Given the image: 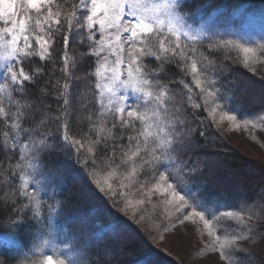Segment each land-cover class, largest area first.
<instances>
[{"label": "snow or ice", "instance_id": "obj_1", "mask_svg": "<svg viewBox=\"0 0 264 264\" xmlns=\"http://www.w3.org/2000/svg\"><path fill=\"white\" fill-rule=\"evenodd\" d=\"M182 7V0H0V151L16 155V162L6 171L18 180L19 196L26 200L12 210L15 218L8 224L16 227L23 218L19 213L31 208V218L36 222L33 231L39 235L29 252L40 257L32 264H79L71 245L57 244L53 235V217L58 218L57 207L62 205L48 204L47 217L41 220V183L45 175L51 174L43 172L42 159L51 148L48 141L52 134L41 131L49 116L35 108L27 90V85L45 74L53 51L57 50L58 37L63 42L61 71L65 80H70L69 65L74 67L75 59L70 57L68 45L73 31L85 33L80 43H87L89 51L82 55L94 57V72L90 75L96 78L100 111L95 113L98 121L93 124L96 139L88 142L91 156L81 161L79 152L84 143L70 136L67 120L70 84L61 85L59 80L52 83L53 90L58 91L57 100L62 101L60 115L54 118L60 122V140L75 148L77 160L86 167L91 162L89 175L95 186L113 203L119 196L122 211L132 210L135 217L158 194L166 222L157 228L167 231L173 223L183 225L189 221L196 225L198 218L211 239L212 250L219 252L224 264H240L237 253L242 249L238 242L245 240L246 235L240 231L223 236L220 233L232 221L244 224L243 214L230 210L214 214L215 210L200 195L199 186L194 190L184 179L194 175L195 169H190L178 154L191 133L185 126L183 107L175 97L186 94L191 102L194 85L202 103L191 104L192 108L207 111L213 120L219 115L221 120L236 122L238 114H230L231 109L225 111L218 102L221 97L214 87L216 81L208 79L209 69L212 76L216 75L215 61L209 57L223 52L227 59L228 53L239 50L243 53V66L254 71L251 64L264 59V38L256 40L235 32L222 36L208 28L194 29L187 23L188 13ZM202 7L198 6L195 14ZM205 40L207 49L201 51L199 46ZM148 60L157 65L155 70L148 66ZM35 61L43 66H34ZM169 66L179 76L165 83L159 77L165 75ZM189 78L191 84L187 82ZM172 85L182 86L184 91L174 92ZM129 90L135 102H130ZM40 91L44 93L43 89ZM38 113L44 117L39 122ZM108 116L113 121L110 128L106 127ZM243 123L246 127L264 125V112L244 118ZM98 145L103 146L105 154L100 164L95 151ZM134 195L140 199H133ZM245 229L255 231L252 225H245ZM45 249L50 251L45 254Z\"/></svg>", "mask_w": 264, "mask_h": 264}, {"label": "trees", "instance_id": "obj_2", "mask_svg": "<svg viewBox=\"0 0 264 264\" xmlns=\"http://www.w3.org/2000/svg\"><path fill=\"white\" fill-rule=\"evenodd\" d=\"M71 2L75 3L77 0ZM182 2L181 10L188 15L194 14V10L203 5L200 12L204 18L212 15L223 20L230 19L233 13L241 9L252 15L264 10V0ZM83 35L85 33L73 31L70 38L68 52L75 59V66L69 65L70 80L66 81L65 74L61 71L63 42L58 37L57 50L53 51L45 74L33 84L27 85L29 96L35 101V108L49 116L41 126V131L52 134L48 141L51 148L42 159L43 172L51 174L45 175L41 183L43 190L40 196L44 213L41 220L47 217L48 204L62 205L57 207L58 218L53 217V235L57 244L67 242L71 245L79 257V264H139L143 261H147L146 264H204L212 247L211 239L203 228L196 226L194 235H187L177 249L171 250L166 246L172 245L169 235L180 224L173 223L167 231L163 227H156L166 222L165 208L158 194L153 195L152 202L143 206L144 211L135 217L132 210L122 211L119 196L116 197L117 203H113L112 199L95 186L93 177L89 175L91 162L86 167L77 160L75 148L60 140V122L54 118L60 115L62 101L57 100L58 91L51 86L57 80L61 85L65 82L70 84L67 120L70 136L84 143L79 152L81 161L86 156H91L87 151L91 146L88 142L96 139L93 124L98 121L95 113L100 109L97 103L98 91L95 88L96 78L90 75L94 72L95 61L90 55H82L89 51L87 43H80ZM207 43L205 40L199 46L201 51H206ZM209 58L215 61L216 75L212 76V70L209 69L208 79L216 81L214 87L221 97L218 102L225 106V111L231 109L230 114H238V120H221L219 115L213 120L208 117L207 111L192 108L191 104L202 103L199 89L194 85L191 102L187 100L186 94L176 95V102L184 110L185 126L191 133V138L178 150V154L188 162L190 169H195L194 175L184 179L194 186V190L199 186L200 195L215 210L214 214L219 215L229 210L243 214L244 224L237 225L232 221L220 235L240 231L247 237L238 242L242 249L237 253L240 264H264V220L259 217L264 212V161L263 158L257 160L250 157L234 145L236 143L231 134L242 126L248 130L257 147L264 149V136L260 132L264 125L253 127L249 124L246 127L243 123L244 118L264 112V59L251 64L253 71L243 66V53L239 50L228 53L227 59L223 52ZM146 63L153 70L157 68L151 60ZM36 65L43 66L39 61L34 62V66ZM178 76L177 71L169 66L165 75L159 78L166 83ZM187 82L191 84V79ZM172 87L174 92L184 91L182 86ZM41 89L44 90L43 94ZM258 96L262 99L255 98ZM40 113L36 117L37 122L44 118ZM112 123L111 116L106 118V127L110 128ZM114 131L119 136V129ZM201 132L204 133L203 136ZM95 151L97 163L100 164L105 155L103 146H96ZM15 162V154L0 151V264H32L33 260L40 257L32 256L29 252L34 239L39 235L33 231L36 222L31 218V208L19 213L23 218L16 227L8 224L10 219L15 218L12 210L26 203L19 196L18 180H13L12 173L6 171ZM132 198L140 199L135 195ZM152 204H157V207L153 208ZM141 216L144 217L143 220L140 219ZM223 224L224 220H221L220 225ZM245 225H252L255 231L248 232ZM9 240H14L15 243H9ZM49 251L44 250L45 254ZM154 256L156 260L151 259Z\"/></svg>", "mask_w": 264, "mask_h": 264}, {"label": "rangeland", "instance_id": "obj_3", "mask_svg": "<svg viewBox=\"0 0 264 264\" xmlns=\"http://www.w3.org/2000/svg\"><path fill=\"white\" fill-rule=\"evenodd\" d=\"M183 1V0H182ZM262 18H264V10L258 12L257 14H251L248 12H244L243 9L233 13V16L228 20H223L219 17L215 16H208L203 17L202 13L199 14H192L186 17V21L190 24L194 29L204 27L211 29L213 31H218L222 36L224 33H239L241 35H247L249 38H254L256 40H261L264 38V22H262ZM239 19V20H238ZM236 21V22H234ZM227 37V36H224ZM98 38V37H97ZM235 38V37H234ZM153 69V68H152ZM258 100L262 99V97L258 96L255 97ZM264 99V97H263ZM129 100L130 102H135V97L132 95L131 91L129 90ZM99 95H97V103L99 105ZM99 111H97L98 113ZM110 116L106 117L109 118ZM241 127V128H240ZM264 129H261L260 132L263 133L264 136ZM232 138L235 140L234 145L238 148L245 151V153L249 154L250 157L255 158L257 160H261L263 158L264 161V149L258 148L257 144L254 139L248 133V130L242 126H239L238 129L233 131ZM262 146V145H261ZM264 148V147H263ZM259 158V159H258ZM264 211V210H263ZM260 212H258L259 214ZM260 219L264 220V212L260 213ZM199 227L200 229L203 228V223L197 220L196 225H192L191 221L186 222L183 225H179L176 227L175 231L169 235V240L172 241V245H166L168 248L170 247L171 250L177 249L181 244L184 242V237L188 235L191 236L195 234V228ZM204 230V228H203ZM1 241H3L1 239ZM165 247V246H164ZM166 249V248H165ZM207 260L204 264H209V261H215V264H224L223 260L220 258L218 251H211L209 255L206 257ZM147 261L140 262L139 264H146Z\"/></svg>", "mask_w": 264, "mask_h": 264}, {"label": "bare ground", "instance_id": "obj_4", "mask_svg": "<svg viewBox=\"0 0 264 264\" xmlns=\"http://www.w3.org/2000/svg\"><path fill=\"white\" fill-rule=\"evenodd\" d=\"M155 258H156V257L154 256V257H153V258H151V259H152V260H156Z\"/></svg>", "mask_w": 264, "mask_h": 264}]
</instances>
